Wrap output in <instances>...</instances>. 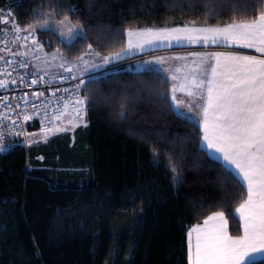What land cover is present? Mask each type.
<instances>
[{
  "label": "trees",
  "instance_id": "1",
  "mask_svg": "<svg viewBox=\"0 0 264 264\" xmlns=\"http://www.w3.org/2000/svg\"><path fill=\"white\" fill-rule=\"evenodd\" d=\"M56 2L0 0V15L10 8L25 27ZM60 3L79 9L72 22L83 24L97 46L122 22L163 26L172 0ZM189 18L195 12L167 23ZM39 39L45 51L47 42L55 50L54 34L39 33ZM80 47L62 51L72 60ZM136 59L110 65L111 71L85 85L86 127L29 148L20 140H4L10 147L0 153V264H187L189 227L224 210L230 231L235 228L229 214L238 188L197 149L196 129L144 86L149 78L131 63ZM169 159L182 170L178 187L165 167ZM224 190L230 196L221 208L217 202Z\"/></svg>",
  "mask_w": 264,
  "mask_h": 264
},
{
  "label": "snow or ice",
  "instance_id": "2",
  "mask_svg": "<svg viewBox=\"0 0 264 264\" xmlns=\"http://www.w3.org/2000/svg\"><path fill=\"white\" fill-rule=\"evenodd\" d=\"M170 10L161 27H138L135 19L122 22L119 31L108 29L97 46L89 42L83 24L72 22L71 17L78 16L79 9L65 8L60 0L34 14L33 22L27 26L12 24L13 42H20L23 50L14 52L11 47H0V52L11 57H0L4 65L0 67V77L10 78L0 79V89L10 85L31 87L40 81L50 84L55 80L52 67L64 69L78 83L74 100L58 97L65 100L63 108L56 104L52 113L46 110L47 98L40 104L31 102L30 111L27 92L21 97L22 105H0V153L6 151L5 133L12 137L34 135L25 132L24 124L37 117L42 126L48 121L42 127L45 137L67 131L61 124L69 104L73 106L69 123L73 128L80 127L90 107L84 86L93 82L85 77L136 57L140 75L149 78L144 86L158 93L168 111L196 129L192 138L197 141V149L239 190L229 214L236 222L232 231L224 210L212 211L202 223L187 229V264H264V0H172ZM194 12L195 18L171 26L167 23ZM8 24V17L0 15V26ZM38 33H51L58 38L54 51L51 42H47L49 50L45 51ZM8 43L5 31L0 44ZM76 44L81 47L72 53L70 61L62 48L71 50ZM173 49L192 50L181 53L172 52ZM162 51L170 54L156 55ZM29 56L39 61L31 65L36 70L21 74L19 70L30 67L26 59ZM159 87L166 91L159 92ZM57 91L68 89L52 91L53 97ZM31 95L39 100L44 92L37 90ZM8 99L0 96V100ZM53 120L61 123L54 124ZM152 155L158 164L155 149ZM165 167L171 173V183L178 187L182 170L171 159ZM229 196L224 190L218 206L222 208Z\"/></svg>",
  "mask_w": 264,
  "mask_h": 264
},
{
  "label": "built area",
  "instance_id": "3",
  "mask_svg": "<svg viewBox=\"0 0 264 264\" xmlns=\"http://www.w3.org/2000/svg\"><path fill=\"white\" fill-rule=\"evenodd\" d=\"M3 16L8 17L9 24L8 25H2V28L0 30V37H3L5 34V31H6L7 32V39L9 40V43L7 45L0 44V47H11L12 51H14V52L15 51H22L23 49L21 48V43L18 41L13 42V32L11 29L12 24H14V23L19 24L17 18L13 15L10 8H8L4 11ZM0 57H2L3 59H10L11 58L7 52H0ZM16 59H20V57H16ZM26 59H28V61L30 63V67L27 70H23V69L19 70L21 74H23L25 71H27L28 73H32L36 70L31 65L35 64L37 61L31 56H29ZM3 66L4 65H3L2 61H0V67H3ZM7 70L11 71L10 68ZM111 70H112V68L100 71V72L95 73V74H91L90 77H85V79L90 80L91 78L96 77L98 75H105ZM13 76H16V73H13ZM61 78H63V79H61ZM0 79H10V78L0 77ZM77 83H78V81L72 80L71 74L65 72L63 69V73L59 76H56L55 80L53 82H51L50 84H45L43 81H40L37 85L31 86V87L25 86V85H10L8 88L0 89V96H8L9 97L8 100H0V105H4V104L16 105L17 103L22 105L23 101L21 100V97H23L24 93L27 92L28 93V100L30 101V104H29L30 111H32L31 102H35L37 104H40L45 100V98H47V100L49 101V106L46 108V110L49 113H52L54 105L59 104L60 107L63 108L65 100H67V101L74 100L73 93H75L77 91V89H76ZM56 89H68V91L67 92L57 91L56 96L53 97L52 91H54ZM37 90L44 92V96H42L39 100H36L35 97H33L31 95V93L33 91H37ZM81 94H83V92H81ZM61 96H63L65 98V100H58L57 99L58 97H61ZM68 108L73 109L72 104H69ZM52 122H54V120ZM47 125H48L47 120L44 121V124L42 126L40 118L37 117V118H34L33 120L25 123L24 129H25L26 133L38 134V133L43 132L42 127H46ZM29 138H30V136H25V135H21L19 137H12V136L8 135L7 133H5V139L4 140H7V139L20 140L21 145L28 147Z\"/></svg>",
  "mask_w": 264,
  "mask_h": 264
},
{
  "label": "rangeland",
  "instance_id": "4",
  "mask_svg": "<svg viewBox=\"0 0 264 264\" xmlns=\"http://www.w3.org/2000/svg\"><path fill=\"white\" fill-rule=\"evenodd\" d=\"M38 37H39V33H38ZM40 40V39H39ZM192 49H179V50H176V49H173L171 50L172 52H175V51H179V52H186V51H190ZM202 51L206 50V49H201ZM71 61V60H70ZM39 61L36 62V64H38ZM106 70V69H105ZM62 71V68H59V67H52L51 68V74L52 75H56V74H60V72ZM102 71V70H100ZM100 71H97V72H93L91 74H95V73H98ZM71 113V112H70ZM72 114V113H71ZM72 120V116L69 115L67 121L65 122L66 124L62 127H67V131H59V132H55V133H48L47 134V137H45V134L44 132H41V133H38V134H34V135H31L30 138H29V142H28V148L35 145H41L43 143H46L49 139H51L52 137H55L56 135H60V134H65V133H72L77 127L73 128L72 127V124L69 123V121ZM81 125H84V121L81 122ZM80 125V126H81ZM9 147L10 146H6L5 149L6 151L9 150ZM5 151V152H6Z\"/></svg>",
  "mask_w": 264,
  "mask_h": 264
},
{
  "label": "crops",
  "instance_id": "5",
  "mask_svg": "<svg viewBox=\"0 0 264 264\" xmlns=\"http://www.w3.org/2000/svg\"><path fill=\"white\" fill-rule=\"evenodd\" d=\"M218 50H221V51H229L230 49H218ZM240 51L246 52V53H248V54L260 55L259 53H255V52H253L252 50H248V49H242V50H240ZM169 54H170L169 51H162V52L156 53V55H169ZM134 58H136V57H134ZM131 63H133V64L136 66L137 59L134 60V61H132ZM35 64H36V63H35ZM108 68H110V66H108L107 68L101 69V70L103 71V70L108 69ZM62 73H63V69H62V71L60 72V74H56V75H53V76L56 77V76L61 75ZM72 111H73V109L68 108V110H67V114L63 117V122H62L61 126H64V125L66 124L65 122L67 121L69 115H71ZM70 112H71V113H70ZM71 116H72V115H71ZM53 123H54V124H58V123H61V122H58V121H55V120H54ZM229 230H230V228H229Z\"/></svg>",
  "mask_w": 264,
  "mask_h": 264
}]
</instances>
